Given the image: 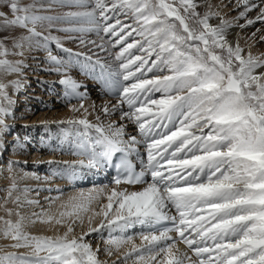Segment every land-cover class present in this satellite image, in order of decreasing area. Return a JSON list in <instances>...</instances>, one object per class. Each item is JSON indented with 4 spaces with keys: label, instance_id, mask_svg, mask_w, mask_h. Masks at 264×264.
<instances>
[{
    "label": "snow or ice",
    "instance_id": "obj_1",
    "mask_svg": "<svg viewBox=\"0 0 264 264\" xmlns=\"http://www.w3.org/2000/svg\"><path fill=\"white\" fill-rule=\"evenodd\" d=\"M229 5L237 11L231 19L221 11ZM57 7L67 10L50 14ZM254 10L256 16L248 18ZM257 22L264 23V0H222L217 6L210 0H33L27 5L0 0V30L27 33L0 34V72L22 74L23 60L7 57L22 56L25 46L42 49L63 76L65 96L83 100L82 85L66 74L80 64L118 97L115 104L101 105L100 113L119 112V120L138 131L128 135L124 123L105 122L99 114L92 123L83 103L73 106L85 116L56 122L70 126L60 129V145L84 159L63 162L55 174L75 180L85 170L112 167L114 186H93L66 199L46 197L47 209L30 195L34 189L21 186L19 162L10 160L9 184L0 198V239L10 241L6 247L12 250L0 247V264H264V53L253 54L228 38L232 27ZM53 31L92 47L74 52ZM88 33L99 40L85 39ZM259 39L264 42V36ZM53 44L66 60L53 54ZM20 85V79L0 81V153L12 115L7 89ZM140 145L146 159L141 157L137 170L130 157L139 155ZM122 184L142 187L129 191ZM37 223L56 234L27 230ZM137 226L146 230L139 244L128 235ZM93 234L103 249L86 239ZM101 251L109 259H101Z\"/></svg>",
    "mask_w": 264,
    "mask_h": 264
},
{
    "label": "rangeland",
    "instance_id": "obj_2",
    "mask_svg": "<svg viewBox=\"0 0 264 264\" xmlns=\"http://www.w3.org/2000/svg\"><path fill=\"white\" fill-rule=\"evenodd\" d=\"M32 2H33V0H22V3L25 5L31 4ZM66 10L67 9H61V8L57 7L54 9V12L50 13V14L62 13L63 11H66ZM199 11H201V10L199 9ZM66 26H68V25H57V27H66ZM45 28H46V26H45ZM45 28H39L38 27L37 30L38 31H45ZM20 30H23V29H20ZM0 34L8 35L9 37H19L20 35H26L27 33L24 30H23V32L20 31L18 33L16 31L10 29L7 32L0 30ZM45 34H47V33H45ZM52 34L56 35V36H60L62 38V42L64 44V47L72 49L74 52H87L88 49L92 47L91 45H88L87 47L80 45L77 39H67L66 37L68 34L63 33V32L53 31ZM73 35H78V34H73ZM85 39H87V40H99V38L95 35V33L86 34ZM129 42H131V40ZM8 43L10 46L11 40H9ZM51 47H52V51H53L54 55H57L61 58H64L65 60L67 59L66 53L57 49L54 44ZM255 49H256V53H258V51L264 50V44L256 45ZM17 51H19V50H17ZM100 55H101V57H104L105 54L100 53ZM7 58L9 60H12V61L23 60V62H24L22 74H14L21 81H23V80L28 81V83H26L24 85L23 90L18 89L19 91L17 93V98H19L23 95V99H25V100L21 101L19 103V107H17L14 110L15 114L17 111H20L23 113L22 116H19V117H21L22 120H24V121L30 120L33 118L32 117L33 115H34L33 120H38V121H40L44 118L48 119L49 116L54 117L57 121H62V120L67 121L70 119L82 118L85 116L84 110L81 109L79 112H74V111H72V108H73V106L79 107V105L81 103H83L84 107L86 109H88L87 119H89L92 123H97L96 116H95L96 115V108H93V101L91 100L90 91L95 89L96 91H101L102 95L106 94L107 91L104 92V90H98L99 89L98 87H101L102 85H101V83L98 84V82L94 78V75L91 74L88 69L82 68L80 64H73L69 67V69L66 73L73 80L77 81L80 85H82V87L79 89V91L82 93H85V97L83 100H81L79 98L66 97L65 96V91H66L65 86L61 85L59 83V81L63 78V76H62V74H58L53 70L52 66L48 62L46 51H44L42 49H35V48L29 49L27 46H25V48L23 49V55L22 56L21 55H9ZM107 62L112 63L111 57L107 58ZM27 73L30 76H26L25 74H27ZM4 74L5 73L0 72V81L2 80L1 76ZM158 95H160V94H156L155 96L158 98ZM16 103H18V102L16 101ZM25 106L26 107L28 106V108H25ZM24 110L26 112H23ZM51 113H53V114L51 115ZM67 113H68V115H66ZM30 117H32V118H30ZM8 118H12V117L9 116ZM16 119H18V118H16ZM44 125H45V123H42L41 125L38 124V126H40V129L39 128L36 129V131L32 132V134L26 133L28 135L27 136L28 142L24 143V144H26L28 147H30L31 150H35V148H38V147L40 148L41 145H38V142H39L40 137H41L42 145L44 144L46 146L45 147L46 151H44L45 152L44 155L49 156L51 154H54V156H55V154H56L57 156H60V157H58V158H60L59 164H56L55 162L54 163L56 165H53L54 163H49V164H47L49 166V169H47V170L44 169L42 171V173L46 172V174H43V176H46L48 178H50L52 176V178H54L55 180L54 179H47V181H46V180L42 179L43 182L46 181L44 183L43 187L41 188V190H43V191L39 190V195L34 196V198H37L40 201V206L43 208L45 207V209H47L49 207V204H48V201H46V199H45L46 197L53 198V199H55L57 197H61L62 199H66L67 197L72 196L79 191H87L89 189H92V187H91L89 189L85 188L83 190V188H81V187H85V185H83V183H88L86 181L91 182L93 180V178H95L97 176L92 177L91 176L92 172H88V173H84L85 175L89 176L88 180H86V178H83L84 175L73 180V179L69 178L67 175L55 174V172L57 171L58 168L63 169V167H64L63 162H65V161L73 162V161H77V160L84 159V158L77 156V155H74L72 150H70V148L68 147V145H64L63 147H61V145H60V140H61L60 129L61 128H70L69 125H67V124L58 125L56 123L55 126H51L52 130H51V134H49V135H47L43 131V129L45 128ZM48 125H49V123H48ZM205 131H207V129ZM21 139L23 140V138H21ZM22 140H20V142ZM6 143L8 144L9 142H6ZM34 146H35V148H34ZM50 146H52V150H54V151L56 150L58 153L52 152L51 150H49L48 147H50ZM54 146H55V148L53 149ZM37 153H39L38 150H37ZM6 155L7 154L4 155V158H3L4 160H8ZM40 156H42V155H40ZM0 167H1V165H0ZM25 167L23 164H20V162H19L15 166V169H19L21 171L22 168H25ZM54 169H55V172L52 175L51 173L53 172ZM38 172L41 176L42 173H40V171H38ZM8 176H6V177H8ZM59 177H60V179H59ZM81 179H84L82 181V184H80ZM50 180H53L55 182V184L58 183V186L55 187L54 186L55 184H49V182H52ZM76 182L77 183L79 182L77 184V186H79V187H76ZM45 184H46V186H45ZM59 184L60 185L62 184V185L60 186ZM7 185L8 184H4V185L0 184V198H2L4 196L5 193L3 190L7 187ZM52 185H53V187H52ZM46 187H48V188H46ZM128 190L132 191L133 189H128ZM135 190H138V189H135ZM36 193L34 192V193H32V195H34ZM59 203H60V201L57 200L56 204L53 205V210H55L56 206ZM8 206L10 207L11 204H9ZM39 210L40 209H37V211H39ZM0 212H2V214L4 215L3 211H0ZM140 231L141 230H139L138 232H135L134 234L139 236L141 233ZM128 234L133 235L132 231H131V233L128 232ZM88 238H89V240L92 238H95V239L99 238L100 240H102L96 234H93L92 236H90ZM182 250L187 251L184 248ZM189 255H191V254L189 253Z\"/></svg>",
    "mask_w": 264,
    "mask_h": 264
},
{
    "label": "bare ground",
    "instance_id": "obj_3",
    "mask_svg": "<svg viewBox=\"0 0 264 264\" xmlns=\"http://www.w3.org/2000/svg\"><path fill=\"white\" fill-rule=\"evenodd\" d=\"M221 2H222V0H210V3L213 6L221 5ZM223 2L224 3H228V0H223ZM200 10H201V12H203L205 9L203 7H201ZM221 11H222V13L226 14V16L228 18H230V19L237 16V11L233 10V5H229L228 7H222ZM256 14H257V12L254 10V11L248 13V18H254L256 16ZM210 22L213 25H216V24L219 23V20L218 19H212ZM243 23H245L244 20H239L238 21V24H243ZM12 30H14V31H16L18 33L20 31L23 32V30H20L18 28H15V29H12ZM252 33H256V36H255L254 39L250 38L252 36ZM260 36H264V23H261V22H257L255 24H253L251 26H248V27H245L243 29H241L238 26H234V27H232L229 30V34H228L229 40H231L233 42L238 40L239 43L241 44V46L244 47L246 51L250 48L252 53L253 54H257V55L261 54V53H264V50L258 51V53H256V49H255L256 45L264 44V42L260 41V39H259ZM157 74H160V73H157ZM25 75L26 76H30L28 73L25 74ZM152 76H153V73H147V78H151ZM1 77H2L1 81L4 82V83H8L9 81L19 79L18 77H16V75L8 74V73H5ZM26 83H28V81H26V80L21 81V85L19 87V90L20 89L23 90L24 85ZM19 90H14L11 87H9L7 89V91L9 92V95L11 96L12 101H13V103L11 105V112H12L11 117L12 118H7V123L10 125V128H9L8 133L6 134V136L4 138L5 141L9 142V143L8 144L5 143V148H4L3 152L0 153V165H1V167H0V184H3V185L4 184H9V181H8L9 180V176L8 175H10V173L8 171V162L10 160H14V161L20 162V164H23L24 167L26 166L25 168H22L21 171L19 169H15L17 175L24 177V179L21 181V186L27 185V186H29V187H31L32 189L35 190L32 193H34V192L36 193L37 191L39 192V190H41V188L43 187L44 183L47 181L46 180L45 182H43L42 179H44L46 177V176H43V174H46V172L42 173V171L44 169L45 170L49 169V166L47 165V164H49V161H52V162H55L56 164H59L60 163V158H58V157H60V156H57L56 154H55V156H54V154H51L49 156H45L44 155V153H45L44 151H46V148H45L46 146L44 144L42 145L41 137H40V140L38 142V145H41V147L40 148L39 147L35 148V146H34L35 150H31L30 147H28L26 144H25L26 146L23 149H20L18 147V143L17 142L18 141L20 142V140H22L21 138H23V140L21 142L22 143H27L28 142V137H27L28 135L27 134H32V132L36 131V129H38V128L40 129V126H38V124L41 125L42 123H45V125H44L45 128L43 129V131L47 135L51 134V130H52L51 126H55L57 120L54 117H52V116H49L48 119L44 118V119H42L40 121L33 120L34 115L32 116L33 118L30 117V118H32L30 120H27V121L22 120L21 117H19V116L23 115L22 112L17 111L16 114L14 113V110L17 107H19V103L21 101L25 100V99H23V95L21 97L17 98V93H18ZM156 94H159V93H156ZM90 95H91V100L93 101V105H95V108H96V115L95 116H97L98 114L101 115V118L103 120H105V122H107L109 120H115V121H117L119 123H124L126 125V133L128 135H138V131H137V129H136L134 124H132L130 121H127V120H125V121H120L119 120V115H120L119 112L115 113L111 117H104L103 114L100 113L101 105H103L105 103L115 104L117 102V99L112 98L110 93L106 92V94L102 95L101 91H96L94 89V90L90 91ZM16 101L18 103H16ZM25 108H28V106L27 107L25 106ZM124 110L127 111V107L126 106H125ZM23 112H26V111L24 110ZM52 114L53 113H51V115ZM66 115H68V113ZM16 118H18V119H16ZM48 123H49V125H48ZM125 138H127V137H125ZM54 148H55V146L53 147V149ZM48 149L51 150L52 152H57L56 150L55 151L52 150V146L48 147ZM37 150L39 151V153H37ZM5 154H7L6 157H7L8 160H4L3 159ZM139 154H141V149L140 148H139ZM40 155H42V156H40ZM135 155L137 156L138 160L141 159L140 155H137V154H135ZM55 163L53 165H56ZM38 171H40V173H42L41 176H40ZM54 172H55V169L53 170V172L51 174L53 175ZM108 172H109V170L108 171L106 170L105 172H103V175L106 178L109 177V173ZM94 174L96 175L95 172H92L91 176L95 177ZM6 176H8V177H6ZM34 176H38L41 179L37 180V179L34 178ZM88 177L89 176H87L85 174L83 176V178H86V180H88ZM49 179H54V178H52V176H51ZM59 179H60V177H59ZM102 179L103 178L101 176L97 175V177L93 178V180L91 182H89V181H86V182H88L89 185L93 184V186H95L97 183L101 182ZM83 180L84 179L80 180V184H82ZM50 181H52V182H49V184H55V182L53 180H50ZM88 183H83V185H87ZM45 186H46V184H45ZM54 186L57 187L58 183L55 184ZM93 186H92V188H93ZM111 186H114V185H111ZM52 187H53V185H52ZM119 187L120 188L133 189V190H135V189L139 190V188H141L142 186L120 185ZM46 188H48V187H46ZM41 191H43V190H41ZM32 193L30 195L34 198V196H36L37 193L34 194V195H32ZM10 207H12V205ZM37 209H40V208L39 207L34 208V209L26 208L24 211H25V213H28V212L33 211V210L37 211ZM2 215H3L2 212H0V216H2ZM27 230L29 232H31L32 234H35V235L52 236V235L56 234V230L55 229H51V228H49V226L44 225V224H40V223H37V224H34V225L29 224L27 226ZM139 230L142 231V228L140 226H137L136 228L129 230L130 233L132 231V234H133L132 236L134 238L137 236L135 238V243H137V244L140 243V235L138 236V235H135L134 233L138 232ZM59 231L62 233L64 231V229L61 228V229H59ZM79 231H80V229H77V234H79ZM86 239H89V238L87 237ZM90 240H91V243H92L93 247H96V246L99 245L101 247V249H103L104 244H103L102 240H100L99 238L98 239L92 238ZM8 244H10V241L4 240V239H0V247H5V250L10 251L12 249L6 247ZM18 251L23 253V252H27L28 249L21 248ZM100 258L101 259H109L108 257L105 256L103 251L100 252ZM111 259H115V257H112ZM128 264H132V261L129 260Z\"/></svg>",
    "mask_w": 264,
    "mask_h": 264
}]
</instances>
